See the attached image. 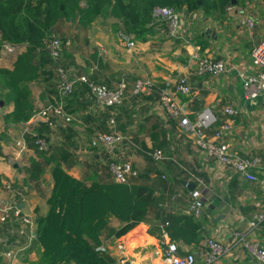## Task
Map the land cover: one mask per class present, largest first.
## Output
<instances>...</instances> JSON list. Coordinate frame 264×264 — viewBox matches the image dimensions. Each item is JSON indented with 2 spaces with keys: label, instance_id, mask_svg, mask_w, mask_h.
<instances>
[{
  "label": "crops",
  "instance_id": "0c3cea01",
  "mask_svg": "<svg viewBox=\"0 0 264 264\" xmlns=\"http://www.w3.org/2000/svg\"><path fill=\"white\" fill-rule=\"evenodd\" d=\"M215 2L211 0L207 10L200 8L184 12L186 40L168 36L164 25H158L154 30L156 33L146 42L139 41L133 50H129L116 35L108 36L104 41L105 50L100 49L105 51L104 64L100 65L99 51L93 54V57L99 56L98 63L80 71L82 74L89 70L83 73L91 78L96 70L101 71L99 82L105 80L109 86H115L122 78H127L130 84L139 78L152 79L150 93L136 95L129 91L117 109L101 110L88 89L76 98L81 108L72 113V105L67 108L68 99H62L56 85L48 87L49 101H63L65 108L75 117L65 128L51 131L43 127V134L49 138L51 146L60 147L59 153L64 155L61 164L70 174L87 185L94 181L114 180L109 167L112 157L104 149L92 146L91 141L96 133H109L115 129L130 138L119 145L116 159L132 162L139 174L145 176L142 181L154 189L156 202L146 221L121 237H107L108 233L103 232L102 249L114 258L111 264H170L164 257L165 244L170 240L178 244L180 255L193 252L195 264H263L244 241L264 243V220L258 227L250 226L255 214L264 213V96L246 99L236 71L220 76L198 75L193 61L189 60L198 51L204 56L224 59L231 65H246L249 72L255 70L251 54L256 44L264 39V0H234L223 9L216 7ZM229 6H234L232 12L228 11ZM248 17L254 18V27L243 23ZM94 27L95 24L90 28ZM117 40L126 47L125 51L121 52L123 48L114 43ZM182 75L188 76L192 84L190 95H180L191 120L206 108L221 117L226 106L239 109V114L232 117L234 133L231 143L239 153L253 157L257 162L253 170L257 179H248L229 168L222 169L200 149L195 137L187 135L180 120L170 117L167 108L161 104V93L168 82H175ZM112 116L115 117V127L110 125ZM8 125L10 129L20 130L21 134L22 124ZM41 127H37L38 131ZM151 148H161L169 159L162 163L153 160L145 152ZM21 155L19 161L15 159L19 163L13 165V170L9 165L1 164L0 176L10 177L21 172L26 176L27 171L25 181L28 186L22 181L17 184L25 186L21 206L23 213L35 221L36 237L25 248L28 236L11 233L9 223L0 224V238H9L10 248H22L15 258L8 260L1 255L3 247L0 244V264H35L43 250L37 240L36 218L46 215L49 210L47 199L53 188L54 164H42L44 171L39 178L33 179L30 177L33 160L43 162V159L30 146ZM45 171L47 184L42 177ZM187 182L189 186H186ZM194 188L201 189L204 196L199 215L191 212ZM191 214L200 225L197 242L186 243L168 233L165 236L163 221L168 215ZM122 225V221L110 216L111 227L118 229ZM206 237L219 238L229 248L212 263L206 262L201 254Z\"/></svg>",
  "mask_w": 264,
  "mask_h": 264
},
{
  "label": "trees",
  "instance_id": "16d2710c",
  "mask_svg": "<svg viewBox=\"0 0 264 264\" xmlns=\"http://www.w3.org/2000/svg\"><path fill=\"white\" fill-rule=\"evenodd\" d=\"M206 1L0 0V57L5 43L24 46L23 51L14 56L10 67L0 66V90L6 91L2 98L12 104L5 121L13 124L27 122L34 110L30 83L44 75L50 77L59 65L69 68L68 64H75L71 53L65 54L69 58L68 64L62 58L56 61L51 57V34L57 31L60 24L70 23L88 29L98 18L110 19L134 35L137 41L146 42L156 33L154 30L158 25L153 17L156 7L167 6L189 13L202 8ZM232 1L216 0L215 4L223 9ZM101 76V71L96 70L92 79L101 81ZM82 84L65 96L68 99L67 108L72 105V113L74 109L81 108L76 98L89 89ZM40 126V132L37 131L42 135L44 128L50 130L46 124ZM29 146L43 159V162L33 160L31 178H39L44 171L42 164L49 166L55 161L52 168L53 188L47 199L49 210L46 215L36 218L37 240L43 250L39 262L35 264H111L114 258L102 249L103 232L108 233L107 237H121L146 221L154 208V189L142 181L145 176L139 174L129 182L108 180L87 185L62 166L64 155L54 151L51 157H46L31 141ZM110 216L118 218L123 225L118 229L111 227ZM163 224L172 238H182L186 243L199 239L200 225L192 214L168 215Z\"/></svg>",
  "mask_w": 264,
  "mask_h": 264
},
{
  "label": "built area",
  "instance_id": "2783aa9c",
  "mask_svg": "<svg viewBox=\"0 0 264 264\" xmlns=\"http://www.w3.org/2000/svg\"><path fill=\"white\" fill-rule=\"evenodd\" d=\"M234 6L227 9L232 12ZM154 22L157 25H164L167 35L172 38H187L185 32L184 12L172 7H156L153 12ZM243 23L248 27H254V18H245ZM163 30V29H162ZM120 40L129 50L138 46L134 35L122 29L119 31ZM62 40L53 32L50 39L51 57L60 61L62 58ZM3 51L17 55L23 51L24 46L19 44H4ZM252 64L255 70L248 71V66L231 65L226 60L202 55L198 51L194 52L189 62L194 63L195 73L198 75L210 74L220 76L222 74L236 71L243 86L246 99L254 100L264 96V39L261 40L252 50ZM57 83L56 88L60 96L70 95L76 89L79 83H84L89 87L91 96L97 107L101 110L117 109L127 98L128 92L133 94L150 93L153 89V81L148 78H139L134 84H130L127 78H122L115 86H109L106 83L93 80L88 74H77L66 67L59 65L56 68ZM192 93V84L186 75L179 76L175 82H168L161 93V104L165 106L172 119L180 120L184 126L187 135L195 137L196 144L204 150L208 157L217 161L222 169L229 168L238 174L246 176L248 179H257L253 173L257 162L253 157L242 155L231 143L234 133L233 118L239 114V109L235 106H226L221 111L223 115L218 116L210 108H206L198 114L195 120L187 116L185 105L180 99V95H190ZM75 120L73 114L68 112L63 101H49L33 110L30 119L21 125V134L16 141L18 156L23 151L29 149V141L34 143L38 151L48 153L51 150V141L47 136L40 134L37 127L46 124L50 130L65 128ZM110 125L115 127V117L110 118ZM129 141V136L112 129L109 133L99 132L92 138V146L104 149L112 157L109 167L114 181L129 182L132 178L139 175V170L130 161H120L116 159V153L119 145L124 141ZM149 157L162 163L169 157L161 148H151L145 150ZM15 158V159H16ZM264 182V181H262ZM5 186L10 194L0 198V224L11 226V233L17 235H26L29 242L25 248L30 246L31 241L35 239L34 225L35 221L27 214L23 213L21 206L22 192L13 186V181H6ZM189 186V182L186 183ZM192 203L191 212L199 215L204 205V196L201 189L194 188L191 192ZM264 220V213H257L250 222L251 227H258L259 222ZM167 232L165 236H167ZM243 238V237H242ZM0 244L3 247L1 255L8 260L15 258L22 248H10V239L0 238ZM250 252L264 264V243L244 241ZM164 248V257L170 264H195L196 256L193 252L180 255L178 244L170 240L166 242ZM23 247V248H24ZM221 239L206 237L204 248L201 252L204 260L212 263L225 252L228 251Z\"/></svg>",
  "mask_w": 264,
  "mask_h": 264
},
{
  "label": "rangeland",
  "instance_id": "374dc122",
  "mask_svg": "<svg viewBox=\"0 0 264 264\" xmlns=\"http://www.w3.org/2000/svg\"><path fill=\"white\" fill-rule=\"evenodd\" d=\"M210 1L211 0L206 1L202 8L204 9L208 8L209 7L208 4L210 3ZM94 24H95L94 28L83 29L79 26H75L70 23H62L58 26V29L56 31V34L60 37V39L63 42L62 44L63 55H62L61 60L64 61V63L68 64L69 58L65 54L66 53L73 54L77 62L76 64H72V63L68 64V66L70 65L68 69L77 74H80V71L83 70V67H87L85 69H89L91 68L92 65L98 63L97 60L99 56L93 57V54L99 52L100 49L105 50L106 47L104 48V41L106 37L109 36V38L110 37L112 38L114 35H116L118 37L117 38L118 40L121 39V38L119 39V31L122 30V27L119 24L112 22V20L110 19L108 20L105 18H98ZM118 40L117 42H114V43L119 44ZM137 42L139 43V41ZM120 46L123 48L120 51L121 52L125 51L124 49H126V47L122 45ZM100 52H101L100 65H103L105 61L103 60V56L105 57V51L103 52L102 50ZM13 59H14L13 54L3 51L0 57V66L10 67ZM83 72L82 74H85ZM45 76L47 75H44L40 77L37 81L30 83V87L32 90L31 100L34 104V110L39 109L41 105L49 102L51 98H49L48 96V87L49 85H52L54 87V85H56L57 83L56 73H53L50 77L47 76L49 77L48 78L49 80ZM1 83H2V77L0 75V85ZM5 93L6 91L0 90V95H1V98H0V147L2 149V154H0V165L5 163L9 165L11 170H13V165L19 163L15 160V158L18 156L17 155L18 148L16 145V141L19 137L20 130L10 129V126L8 125L9 123L5 121V115L9 113L12 109V104L7 103L4 100V98H2ZM51 150L52 151L55 150L54 153L60 154L59 153L60 147L58 145H54L53 147L51 146ZM51 150L48 153H44L46 154L45 155L46 157H51V155L54 154ZM54 163L55 161L52 163V165ZM28 173L30 174V172ZM25 174L26 176L24 175V173L21 172L20 175L18 173L10 177L0 176V198L6 197L10 194L9 189H7L4 184L6 181H9L10 179L13 181V186L17 190H20L25 198L24 187L28 186V184L25 181L28 176L27 171H25ZM42 177H43L44 183L47 184L48 180L46 179V171L43 173ZM21 181L24 182L25 186L22 187L20 184H17L18 182H21Z\"/></svg>",
  "mask_w": 264,
  "mask_h": 264
},
{
  "label": "water",
  "instance_id": "95a60500",
  "mask_svg": "<svg viewBox=\"0 0 264 264\" xmlns=\"http://www.w3.org/2000/svg\"><path fill=\"white\" fill-rule=\"evenodd\" d=\"M234 1V0H233ZM199 3H201V1H199ZM234 3V2H233ZM37 233V237H38V231L36 232Z\"/></svg>",
  "mask_w": 264,
  "mask_h": 264
},
{
  "label": "clouds",
  "instance_id": "9594fccd",
  "mask_svg": "<svg viewBox=\"0 0 264 264\" xmlns=\"http://www.w3.org/2000/svg\"><path fill=\"white\" fill-rule=\"evenodd\" d=\"M56 33V32H55Z\"/></svg>",
  "mask_w": 264,
  "mask_h": 264
}]
</instances>
